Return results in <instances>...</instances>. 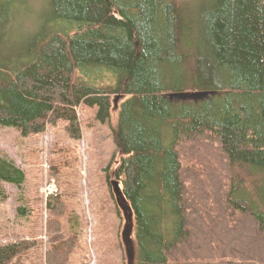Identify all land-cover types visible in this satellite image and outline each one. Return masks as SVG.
I'll use <instances>...</instances> for the list:
<instances>
[{"label":"trees","instance_id":"16d2710c","mask_svg":"<svg viewBox=\"0 0 264 264\" xmlns=\"http://www.w3.org/2000/svg\"><path fill=\"white\" fill-rule=\"evenodd\" d=\"M27 1L44 8L21 31ZM192 93L207 97L170 98ZM113 96L123 157L105 189L116 199V181L131 214L124 264H264V0H0V128L64 122L80 140L78 109L105 123ZM49 176L63 186L42 264H69L70 198L59 169ZM24 184L0 156V203ZM38 244L1 245L0 264L39 259Z\"/></svg>","mask_w":264,"mask_h":264},{"label":"rangeland","instance_id":"374dc122","mask_svg":"<svg viewBox=\"0 0 264 264\" xmlns=\"http://www.w3.org/2000/svg\"><path fill=\"white\" fill-rule=\"evenodd\" d=\"M25 4L15 18L21 20V31L27 27L25 19H38L44 8L31 1ZM25 7L26 13L23 12ZM99 75H103L105 82L110 77L105 69H101ZM123 100L111 98L110 117L105 123L95 120L97 107L81 106L78 109L80 140L66 134L64 122L48 126L43 134L28 137L13 128H0V156L13 161L25 173V184L21 188L5 185L6 200L0 203V246L37 241L39 259L29 262L23 259L25 264L44 263L48 250L47 201L63 186L49 175L58 169L66 183L62 192L70 198L66 202L68 213L62 222L69 221L67 228L76 237L69 264H124L125 249L127 253L133 251L134 231L129 208L125 202L117 205L116 199L105 189L107 175L112 176L117 161L123 157L112 136Z\"/></svg>","mask_w":264,"mask_h":264},{"label":"water","instance_id":"95a60500","mask_svg":"<svg viewBox=\"0 0 264 264\" xmlns=\"http://www.w3.org/2000/svg\"><path fill=\"white\" fill-rule=\"evenodd\" d=\"M211 95H214L213 93H211ZM171 97H176L178 99H183L185 100L186 98H197V99H203L204 97L206 98L207 97V94L206 93H192V94H189V95H186V94H183V95H174V96H170ZM112 186H113V191H114V194H115V197L117 199V201H120V198H121V193H120V190H119V187H118V183L116 181H112L111 182Z\"/></svg>","mask_w":264,"mask_h":264}]
</instances>
